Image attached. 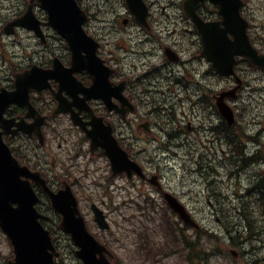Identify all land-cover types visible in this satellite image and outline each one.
<instances>
[{"label":"flooded vegetation","instance_id":"flooded-vegetation-1","mask_svg":"<svg viewBox=\"0 0 264 264\" xmlns=\"http://www.w3.org/2000/svg\"><path fill=\"white\" fill-rule=\"evenodd\" d=\"M178 1L145 0L150 17L144 28L126 14L122 0L120 6L114 5L112 0H105V4L100 0H83L87 14L91 15L84 25L85 32L99 43L96 54L107 70L111 71L108 85L117 95L110 94V100L117 107L127 102L134 111L122 120L118 115L106 112L101 99L90 98L85 102L95 115L102 116L104 122L111 124L114 135L119 139H172L179 140L178 145L182 147L194 145L201 134L202 140H206L203 144L211 146V69L200 73L198 33L179 10L169 8ZM29 6H32L35 17L43 20L34 0H0V88L6 91L13 90L16 75L33 66L48 70L55 59L65 68L70 66L67 46L61 42L55 45L53 41L58 38L49 32L46 33L47 42L43 45L34 34L21 28H16L10 36L5 33L4 26L21 18ZM167 8L170 14H166V20L157 19L158 11L162 14ZM98 13L103 17H98ZM174 16L178 19L170 20ZM167 51L173 53L172 58L175 60L167 58ZM74 77L83 88L91 85L85 71L74 73ZM48 84L49 87L40 93L32 91L30 101L38 113L45 117V124L50 131L54 130L55 124L68 122L69 117L52 116L58 104L55 99L58 83L49 80ZM119 87L122 88V101L118 99ZM61 97L67 103L74 101L64 91ZM82 98L83 95L78 94L75 101L79 103ZM72 108L78 111L77 107ZM152 109L161 114H165L166 109L177 110V113L173 114L171 121L163 122L161 116L159 120L152 117ZM25 112L23 106L9 105L3 117L30 122L25 118ZM80 116L83 121H89L85 111H81ZM146 128L148 131L141 130ZM62 139L64 146H58L57 151L72 150V144L64 137ZM78 144L79 149L73 159L82 163L87 155L81 144ZM63 158L66 159L65 155ZM65 161L71 163L69 167L73 171L72 175H76L80 170L79 164H73L69 157ZM251 172L246 171L245 174ZM72 175L66 177V181L75 186L73 183L79 179ZM166 189L178 196L175 188Z\"/></svg>","mask_w":264,"mask_h":264},{"label":"water","instance_id":"water-1","mask_svg":"<svg viewBox=\"0 0 264 264\" xmlns=\"http://www.w3.org/2000/svg\"><path fill=\"white\" fill-rule=\"evenodd\" d=\"M40 7L47 12V25L52 27L69 45L75 48L82 43L81 25L85 16L80 12L74 0H37ZM130 12L138 21L145 18V11L140 0H126ZM198 2L200 0H191ZM203 1V0H201ZM219 5L220 13L226 25V30L221 31L219 24L213 25L211 30V63L212 67L220 74L232 73L234 55L246 56L257 65H262L264 59L256 55L249 47L245 35L246 23L231 24L238 22L237 9L228 15L224 8L227 0H213ZM37 30V25L35 27ZM234 35L233 41L225 37V33ZM80 51L73 49L74 58H78ZM205 55L208 57L207 50ZM238 85L239 82L237 81ZM238 87V86H237ZM235 88L234 90H236ZM233 90V91H234ZM227 93L215 96V104L220 115L229 123H232V113L226 107L223 100ZM88 137L93 141V146H101L104 154L108 156L111 163L113 176L123 172H132L140 175V168L130 163L126 154L119 149L117 143L109 136L107 131L103 137H99L98 130L88 132ZM35 180L51 199L52 205L58 213L63 215L60 228L71 235L73 243L80 248L76 255L82 259L84 264H109L106 260L95 259V254H101L103 248L90 237L84 228L82 220L78 217L75 200L69 190L51 194L44 186L43 181L36 174H30L25 168H21L11 158L7 147L0 138V229L7 235L15 253L14 263L11 264H52L51 258L54 252L49 242L48 234L42 230L37 223L39 216L32 206L36 201L27 181V178ZM24 178L25 180H21ZM17 207L13 208L12 205ZM167 204L185 223L196 227L184 207L176 200L167 198ZM95 220L101 228H106L101 213L95 212ZM52 253H48V251Z\"/></svg>","mask_w":264,"mask_h":264},{"label":"rangeland","instance_id":"rangeland-1","mask_svg":"<svg viewBox=\"0 0 264 264\" xmlns=\"http://www.w3.org/2000/svg\"><path fill=\"white\" fill-rule=\"evenodd\" d=\"M258 0H252L253 4H256L257 8H260V11H257L256 18L258 21L263 23L264 25V0H261L257 2ZM105 4V2H103ZM114 15V14H113ZM98 17L101 16V13L97 14ZM256 22V21H254ZM257 24V27H254L253 30L258 29V33H264V28H259L260 23H254ZM205 67L203 66V69ZM243 80L248 82V88L250 89L249 85L254 87V90H257V96L259 97V100L263 102V106H260L263 108L264 113V101L260 98V94L262 95V98H264V93H261V90L258 91V88H263L264 90V79L261 81H256V74L252 72L251 70L244 73ZM228 86V82L224 79H219L213 75H211V91L212 92H218L221 89H224ZM246 86V83H245ZM248 91H244L242 93V96L245 97L247 95ZM212 95V94H211ZM240 111H242V104L238 103ZM249 114V113H247ZM243 115V118L247 115ZM217 117H214L215 124L216 125V119ZM264 119V117H263ZM218 125V121H217ZM243 127V126H242ZM264 128V126H263ZM252 132H256L253 127H250ZM260 133H263V139H264V131H260ZM72 136L75 137V135L72 133ZM211 137V144L214 143L215 145V151H211V154H215L216 156H220V140H217L216 138ZM258 139V137H257ZM149 148V147H148ZM50 151L51 156L60 155V152H58L56 149H52L51 145L49 144V147L44 150V153H47ZM160 154V153H159ZM156 153L151 152L150 150L147 151V154L145 156H149V158L153 161V165L155 168L160 169L164 179L173 185L177 186L178 191H182L184 193H188L189 191L199 194V196L202 194L201 190L202 187L199 178L197 174H186V172L183 170V168L180 166L178 159H171L166 157L165 155H158L156 156ZM94 159V158H93ZM98 159V158H97ZM212 160V156H211ZM220 161V160H219ZM213 162V161H211ZM214 163V162H213ZM217 172L214 174H211V189L214 188L217 192L221 193V196H227L229 197V202H232L231 200H235L232 195V189L234 185V181L230 180L228 177H226V172H224V168L221 169V165H214ZM87 169L89 171H93V173L85 179H82V188L81 192L78 191L79 196H82L80 199V208L81 211L84 213V217L87 220V223L91 227L92 233H96L98 235V230L95 228L92 224V219L90 214L88 215V209L87 205L89 202H86L87 199H91L90 202H94L96 204H101L102 202H114L119 203V210H115L113 208V205L108 206V216L109 219L117 220V223L120 224V228H131V224H134L135 226V232L140 233L139 237L136 236V234H129L127 232L122 233L123 236H119L115 234L116 243H115V250L116 253L120 256V264H176L178 260V256H170L168 257H162L156 254V257L152 254H148L146 260H143L142 251L144 250L145 244L148 246H151L154 242H163V239L159 237L156 232H154L153 229H158V226L161 221V216H152V219L150 221H145L143 218V222L135 219L130 220L128 223L122 220V216H130L135 210L134 206L137 202L140 200L137 198L138 191L141 193H145V189H141L138 184L135 185L134 190L131 188L130 185L126 184V181L122 180H109L108 177V171L105 172L104 163L100 160H94L92 162L87 163ZM94 178V179H93ZM241 185H246V182L242 180ZM212 196L213 192L211 191ZM84 195V196H83ZM137 198V201L135 199ZM191 198H183V202L186 207L191 209L195 213V218L203 225L204 228L211 229V234L218 235L219 238L225 240L227 237L225 236V230L222 225V218L218 213L217 208V202L214 198L211 197V208L203 202H197L194 200L190 201ZM193 200V199H192ZM245 200V199H244ZM223 201V205L227 202V200H220ZM133 202V203H132ZM235 202V201H233ZM121 204V205H120ZM234 204V203H233ZM251 206V205H250ZM248 205V208H250ZM162 206H158V208H161ZM231 208V207H230ZM162 209H160L161 211ZM233 215H236L237 211L232 210ZM257 214V213H256ZM218 215V216H217ZM233 223H236L233 219V216H228ZM257 221L259 224H262L260 226L263 234H264V219L258 215H256ZM218 219V220H217ZM124 225L122 226V224ZM112 229L114 232L116 231V227L112 226ZM120 231V230H119ZM116 233V232H115ZM188 234H193L192 232H189ZM142 236H147V239H141ZM215 238L214 236H211L209 239L213 240L210 244L209 242L204 238L200 241L203 245H200L199 252H202L204 250L210 249L209 252L211 253V249H215L213 251L212 255H209V257L206 258V260H203V264H228L229 261L232 259L228 256L227 253L224 254L217 251L220 239ZM256 243V242H255ZM144 245V246H143ZM208 245V246H207ZM250 245V244H249ZM259 248L258 250L251 251L250 253H247V257L245 261L248 262V264H264V245L260 243L257 245ZM154 247V246H153ZM197 249V251H198ZM221 250V248H220ZM11 252L9 243L5 236L0 232V264H5L7 260V256H9ZM259 256V257H258ZM258 258H263L262 260H259ZM153 262V263H151Z\"/></svg>","mask_w":264,"mask_h":264},{"label":"trees","instance_id":"trees-1","mask_svg":"<svg viewBox=\"0 0 264 264\" xmlns=\"http://www.w3.org/2000/svg\"><path fill=\"white\" fill-rule=\"evenodd\" d=\"M53 224H54V221H53V219H51V221H50L49 223H45V226H46L47 228L51 229ZM55 227H56V226H54V228H55Z\"/></svg>","mask_w":264,"mask_h":264}]
</instances>
